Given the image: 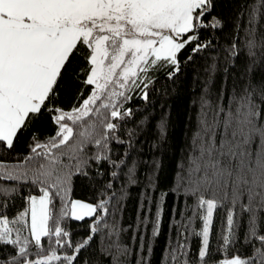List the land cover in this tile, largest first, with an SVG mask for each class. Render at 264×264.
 Wrapping results in <instances>:
<instances>
[{
    "label": "snow or ice",
    "instance_id": "6c2138e0",
    "mask_svg": "<svg viewBox=\"0 0 264 264\" xmlns=\"http://www.w3.org/2000/svg\"><path fill=\"white\" fill-rule=\"evenodd\" d=\"M210 6L211 0H0V146L12 149L19 136L45 118L57 125L55 136L44 144L37 141L23 165L0 163V177L22 180L31 174L32 182L41 185V195L29 198V235H23L22 227L10 226L22 223L27 211L11 221L0 215V244L16 250L0 264H79L77 255L61 256L52 245L79 254L92 236L74 246L70 233L60 225L61 217L49 209L52 198L67 195L71 162L77 160L82 146L94 143L106 147L109 134L119 127L112 121L131 116L132 109L123 108V102L131 99L126 92L139 88L146 100L145 89L152 83L150 70L171 66L170 78L179 71L178 54L198 39V28L209 26L201 18ZM255 23L253 9L249 24ZM218 25L219 21H214L210 26ZM203 47L206 45L197 44L192 51ZM248 47H256L254 38ZM81 54L82 69L75 64ZM80 71L84 73L82 83L92 86L91 92L78 107L65 111L57 106L59 97L65 85L80 79ZM246 71L249 78L238 87L233 85L226 105L221 97L214 103L207 91L201 97L199 130L181 170L186 193L196 197V208L204 210L199 233L203 237L198 252L201 264L208 256L213 212L224 201H230L233 208L240 204L249 214L248 234L259 240L261 247L248 259L236 255L219 264H264V235L258 233V222H264V77L255 81L253 69ZM74 127L81 130L74 131ZM62 157H67L68 163ZM102 158L107 156L96 157ZM81 163L77 160V170ZM133 175L130 169V180ZM206 192L213 193L212 198H205ZM245 199L247 202L241 203ZM106 203L71 201L62 216L82 220L100 210L106 213ZM233 217L229 210L225 251L234 235ZM99 223L97 219L92 233L98 231ZM157 233L158 226L153 235ZM44 237L50 242L47 255L42 254ZM33 244L38 259L31 258ZM115 251L116 264H122L119 258L130 254L118 245Z\"/></svg>",
    "mask_w": 264,
    "mask_h": 264
},
{
    "label": "trees",
    "instance_id": "16d2710c",
    "mask_svg": "<svg viewBox=\"0 0 264 264\" xmlns=\"http://www.w3.org/2000/svg\"><path fill=\"white\" fill-rule=\"evenodd\" d=\"M253 9L256 23L250 26ZM201 20L209 26L198 28L195 33L198 39L178 54L179 71L170 78L171 66L150 70L152 83L145 89L148 98H142L139 88L126 94L131 99L123 102V108L132 109V114L124 120L112 121L119 127L109 134L107 146L97 147L94 143L82 146L77 157L82 161L79 170L75 167L77 160L71 162L69 191L66 196L61 193L52 198L50 211L61 217L60 225L70 233L74 246L90 235L92 239L79 254L53 244L59 255H77L79 264H116L118 245L130 252L126 258H119L122 264H201L198 252L203 237L199 233L204 210L196 208V197L186 193V185L180 181L181 170L186 167L199 130L201 97L205 92L214 103L221 97L226 105L233 94V85L238 87L249 78L248 68L253 69L251 76L255 81L264 77V0H211ZM214 21H219V25L210 26ZM253 38L256 47L249 49L248 41ZM197 44L206 47L193 52ZM84 63L81 54L75 64L82 69ZM79 75L74 84L64 86L59 97L61 103L57 106L65 111L78 107L91 92L92 86L82 83L83 71ZM78 130L81 129L74 127V131ZM56 131L57 125L48 118L35 123L14 141L12 149L0 146V163L23 165L25 158L32 154L31 147L37 141L47 143ZM98 155L107 159L97 160ZM62 160L68 163L67 157ZM130 169L134 173L132 180ZM32 179L31 174L22 180L0 177V215H6L11 221L27 211L22 223L10 224L22 227L23 235H29L30 229L29 198L41 194V185ZM204 195L212 198L213 193ZM75 198L97 205L106 201L107 212L100 210L82 220L62 216ZM246 202V199L241 201ZM229 210L234 212V235L225 251L223 236L228 231ZM97 219L100 220L98 231L92 233ZM248 222L249 214L240 204L233 208L230 201H224L223 206L217 207L213 212L205 264H219L220 260L236 255L242 259L255 255L261 245L249 236ZM157 226L158 233L153 235ZM258 233L264 235V222H258ZM49 243L47 237L42 238L43 255L48 254ZM15 251L11 245L0 244V261L9 260ZM36 251L33 244L32 259L39 258L35 256ZM174 257H180L179 261Z\"/></svg>",
    "mask_w": 264,
    "mask_h": 264
},
{
    "label": "rangeland",
    "instance_id": "374dc122",
    "mask_svg": "<svg viewBox=\"0 0 264 264\" xmlns=\"http://www.w3.org/2000/svg\"><path fill=\"white\" fill-rule=\"evenodd\" d=\"M128 92H126V94H127ZM69 122H71V121H69ZM41 194H39V195H32V196H36V197H39ZM31 197V196H30ZM72 201H80V202H82V203H86V204H91V205H97V204H95L94 202H91V201H88V200H83V199H78V198H75V199H73ZM49 209H50V204H49ZM29 211H30V205H29ZM85 217H90V216H85ZM84 217V218H85ZM30 225H31V212H30Z\"/></svg>",
    "mask_w": 264,
    "mask_h": 264
}]
</instances>
